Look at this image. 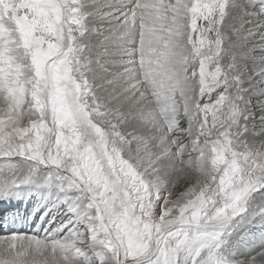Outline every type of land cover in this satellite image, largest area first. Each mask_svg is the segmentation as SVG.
<instances>
[{"label": "snow or ice", "instance_id": "snow-or-ice-1", "mask_svg": "<svg viewBox=\"0 0 264 264\" xmlns=\"http://www.w3.org/2000/svg\"><path fill=\"white\" fill-rule=\"evenodd\" d=\"M0 158V264H264V0H0Z\"/></svg>", "mask_w": 264, "mask_h": 264}, {"label": "rangeland", "instance_id": "rangeland-1", "mask_svg": "<svg viewBox=\"0 0 264 264\" xmlns=\"http://www.w3.org/2000/svg\"><path fill=\"white\" fill-rule=\"evenodd\" d=\"M215 99V94H213V96H212V98H210L209 99V97H204L203 99H202V101H201V103H204V102H209V103H211V101L212 100H214ZM257 143H259L258 141H257ZM3 161V158H0V162H2ZM192 183H194V181H192ZM187 187H189V182L188 181H180L179 183H178V185H177V187L174 189V191L175 192H177V194H179L180 192H183V191H185L186 189H187ZM20 203H18V205L17 206H15V208L16 209H18L21 213H27L31 208H33L34 206H36V204L34 203L35 202V200H33V202L31 201L30 202V206L29 207H27L26 208V205H27V203L25 204H23V201H19ZM29 203V202H28ZM28 206V205H27ZM38 215H40V213H38L37 214V217H38ZM49 218V217H48ZM6 223H8V225L10 224L11 226H10V228H9V230L8 231H5V229H4V224L5 223H3V224H0V235H7L9 232H11V231H15V228H17V231H21L23 228H25V225H19L18 223L17 224H15L16 225V227H15V225H13V224H11L10 222H6ZM55 226V225H54ZM53 226V227H54ZM29 230H30V227L28 228ZM27 229V230H28ZM33 229V228H32ZM25 233H27V234H30L31 232H28V231H25ZM259 233H257V235H258ZM253 255H254V253H253Z\"/></svg>", "mask_w": 264, "mask_h": 264}, {"label": "bare ground", "instance_id": "bare-ground-1", "mask_svg": "<svg viewBox=\"0 0 264 264\" xmlns=\"http://www.w3.org/2000/svg\"><path fill=\"white\" fill-rule=\"evenodd\" d=\"M259 40H260V37L259 36H256V37H254V38H252L250 41H249V47H252V45L253 44H256V43H258L259 42ZM249 67L251 68V67H253V65H251V64H249ZM258 95V94H257ZM207 97V96H206ZM212 98V97H211ZM210 99V98H209ZM256 101L254 100L253 101V103H255ZM33 200H35V204H36V206H37V200H36V198H25V199H20V200H17V201H13L12 203L15 205V206H17L18 205V203H20L19 201H23V204L25 203H27V205H26V208L27 207H29L30 206V202L32 201L33 202ZM29 202V203H28ZM40 212L41 213H43L44 212V208L43 207H41V209H40ZM53 215H56V211L55 210H53V211H51V212H49L48 213V215L46 216V218H45V220H47V219H51V217L53 216ZM38 217H39V215H38ZM49 217V218H48ZM59 221V217H57V221L56 222H58ZM56 222H54L53 223V225L52 226H54L55 225V223ZM19 225H21V224H19ZM10 224L8 225V223H5L4 224V229H5V231H8L9 230V228H10ZM49 225L47 224V223H45V227H48ZM15 227H16V225H15ZM29 228V226L28 225H25V228H23L21 231H19V232H24L25 233V231H28V232H31L30 234H32L33 233V231H34V229H32V228H30V230L28 229ZM28 229V230H27ZM1 231V230H0ZM15 231H17V228H15ZM40 235L41 236H43L44 235V232H43V229H41L40 230Z\"/></svg>", "mask_w": 264, "mask_h": 264}]
</instances>
